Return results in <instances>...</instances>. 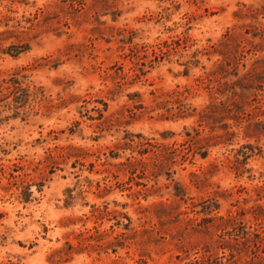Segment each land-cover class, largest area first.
<instances>
[{
  "label": "rangeland",
  "instance_id": "374dc122",
  "mask_svg": "<svg viewBox=\"0 0 264 264\" xmlns=\"http://www.w3.org/2000/svg\"><path fill=\"white\" fill-rule=\"evenodd\" d=\"M0 264H264V0H0Z\"/></svg>",
  "mask_w": 264,
  "mask_h": 264
},
{
  "label": "trees",
  "instance_id": "16d2710c",
  "mask_svg": "<svg viewBox=\"0 0 264 264\" xmlns=\"http://www.w3.org/2000/svg\"><path fill=\"white\" fill-rule=\"evenodd\" d=\"M14 48V51H12V53L13 54H17V53H20V52H22L24 49H25V47L23 46V45H21V46H15V47H13Z\"/></svg>",
  "mask_w": 264,
  "mask_h": 264
}]
</instances>
